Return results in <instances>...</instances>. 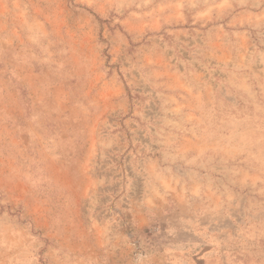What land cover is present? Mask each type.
I'll return each mask as SVG.
<instances>
[{"label":"rangeland","instance_id":"obj_1","mask_svg":"<svg viewBox=\"0 0 264 264\" xmlns=\"http://www.w3.org/2000/svg\"><path fill=\"white\" fill-rule=\"evenodd\" d=\"M0 264H264V0H0Z\"/></svg>","mask_w":264,"mask_h":264}]
</instances>
